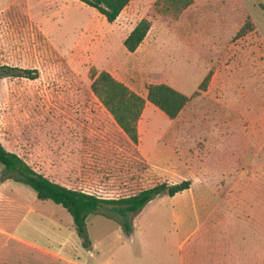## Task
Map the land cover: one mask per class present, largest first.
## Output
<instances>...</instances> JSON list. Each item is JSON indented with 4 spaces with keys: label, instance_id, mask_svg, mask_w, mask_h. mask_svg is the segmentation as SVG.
<instances>
[{
    "label": "rangeland",
    "instance_id": "374dc122",
    "mask_svg": "<svg viewBox=\"0 0 264 264\" xmlns=\"http://www.w3.org/2000/svg\"><path fill=\"white\" fill-rule=\"evenodd\" d=\"M157 1L132 0L109 22L79 0H0V66L39 71L0 77L6 151L19 155L15 127L54 148L83 142L85 164L59 177L107 199L192 181L135 214L131 235L106 211L89 216L85 247L62 206L0 164V264H264V0H194L178 17ZM143 19L151 29L131 53ZM102 71L144 98L167 84L190 102L174 121L144 114L136 146L92 92Z\"/></svg>",
    "mask_w": 264,
    "mask_h": 264
},
{
    "label": "trees",
    "instance_id": "16d2710c",
    "mask_svg": "<svg viewBox=\"0 0 264 264\" xmlns=\"http://www.w3.org/2000/svg\"><path fill=\"white\" fill-rule=\"evenodd\" d=\"M96 9L109 22H114L130 5L132 0H79ZM194 0H158L157 7L178 17L193 4ZM151 29L150 21L141 20L125 41L126 49L134 53L146 39ZM246 27L243 28L244 32ZM39 71L10 66H0L1 78H26L35 80ZM92 92L112 115L117 125L134 145L139 143L138 123L142 117L147 100L165 113L171 120L179 117L190 98L167 84H152L147 88V99L133 91L129 86L117 80L111 73L102 71L92 74ZM210 75L200 85L206 91ZM0 164L5 168V177L26 184L37 193L42 201H51L62 206L72 217L83 245L89 247L86 236V220L89 216L108 212L107 218L116 219L127 235L133 233L132 218L148 203L157 197H174L191 189L192 181L178 183L163 182L140 193L120 198L107 199L82 190L70 189L53 182L38 173L15 153L8 152L0 142Z\"/></svg>",
    "mask_w": 264,
    "mask_h": 264
},
{
    "label": "crops",
    "instance_id": "0c3cea01",
    "mask_svg": "<svg viewBox=\"0 0 264 264\" xmlns=\"http://www.w3.org/2000/svg\"><path fill=\"white\" fill-rule=\"evenodd\" d=\"M11 96L12 95H10L9 97H11ZM145 99H147V98H145ZM188 104H187V106H188ZM150 106H152V107H150ZM153 107H155V106L147 100L142 116H144V114H145V116H148L150 111H154L152 109ZM184 109H183V111H184ZM181 113H180V115H181ZM163 114L165 115L164 118L166 120L167 119L171 120L165 113H163ZM110 116L112 117L111 114H110ZM151 117L152 116L149 115L148 118L151 119ZM171 121H174V120H171ZM0 135H1V137L8 138V137H6L7 136L6 133L5 134L1 133ZM14 137H16L18 140V143H17V145H18L17 151L19 154L18 156L21 157L24 161L26 160L29 163V165L31 167H33V169L35 171H37L41 174H45L47 177L51 178L52 181H54V182H57L61 185L62 184L66 185L71 189L79 190L77 188L69 186L67 183L65 184V182H63L64 180L61 179L59 176H63V175L64 176L65 175L71 176V173H73L74 167H79V166H82L85 164L84 161H86L87 156H86V148H85V145L83 142L78 141L77 142L78 144H76V143L61 144V145H59V147H56V148L52 147V143L42 142L40 144L38 142L37 132L34 129H32L31 127L29 128V132L25 128L22 129V128L15 127L14 128V135H13V138L11 139V141H13ZM139 137H140V135H139ZM139 143H138V145H139ZM138 145H136V146H138ZM53 170L56 171V174L53 173L54 172ZM184 180H190V179H184ZM189 190H187V191H189ZM187 191H185V192H187ZM185 192H183V193H185ZM183 193H180L174 197H171V200H176V198ZM196 214H198V213L196 212ZM198 219H200L199 221L202 222L201 217L200 218L198 217Z\"/></svg>",
    "mask_w": 264,
    "mask_h": 264
}]
</instances>
